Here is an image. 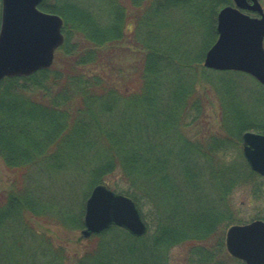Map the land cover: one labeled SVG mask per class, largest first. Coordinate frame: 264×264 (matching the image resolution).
<instances>
[{
	"label": "trees",
	"instance_id": "1",
	"mask_svg": "<svg viewBox=\"0 0 264 264\" xmlns=\"http://www.w3.org/2000/svg\"><path fill=\"white\" fill-rule=\"evenodd\" d=\"M128 1L142 8L138 15L112 3L107 18L75 2L43 0L38 8L63 21L56 55L64 66L0 82V162L21 178L0 201V264H172L176 248L185 250L183 264H244L227 254L224 235L239 223L234 193L261 192L254 185L264 177L243 158L241 136L264 134V118L235 104L245 74L202 66L217 12L232 1ZM122 45L141 59L130 74L103 61ZM208 90L220 103L222 133L203 140L188 128L202 116ZM82 184L130 198L145 235L111 226L71 260L33 222L80 231Z\"/></svg>",
	"mask_w": 264,
	"mask_h": 264
},
{
	"label": "water",
	"instance_id": "2",
	"mask_svg": "<svg viewBox=\"0 0 264 264\" xmlns=\"http://www.w3.org/2000/svg\"><path fill=\"white\" fill-rule=\"evenodd\" d=\"M43 0H1L0 82L26 77L50 68L63 43L60 16L41 11ZM216 15L217 37L205 52L202 65L214 71L249 75L264 86V9L259 0H232ZM242 155L249 168L264 176V134H242ZM82 238L100 234L111 226L135 237L146 224L135 203L103 184L90 191L83 215ZM225 250L244 264H264V221L253 220L227 228Z\"/></svg>",
	"mask_w": 264,
	"mask_h": 264
},
{
	"label": "rangeland",
	"instance_id": "3",
	"mask_svg": "<svg viewBox=\"0 0 264 264\" xmlns=\"http://www.w3.org/2000/svg\"><path fill=\"white\" fill-rule=\"evenodd\" d=\"M49 3H58L63 5L65 2H75L90 10H96L103 14L104 17H110L115 13L114 5L124 6L128 12L135 16L139 14L142 8H135L129 4L128 0H48ZM260 4L264 8V0H259ZM113 3V4H112ZM129 47V48H128ZM111 52L103 57V61L106 63H116L124 66L130 74V68H134V65L140 64V56L138 52H135L133 46L122 45L114 49L107 50ZM57 52V50H56ZM54 54L52 66L62 67L65 60L58 57V53ZM107 52V53H108ZM69 62V61H68ZM49 69V68H48ZM92 69V68H90ZM133 77V76H132ZM215 77V76H214ZM218 77V76H217ZM240 98L237 105L240 104L242 108H246L250 112H254L257 117L264 118V89L249 76H245L238 80ZM129 86L135 84V82H128ZM203 99V113L200 119L192 122L189 126V136L198 137L200 139H207L208 135L218 136L222 133V123L220 120V103L217 101V96L213 91L208 90ZM36 101H45L44 98L36 96ZM254 132V131H253ZM20 170L7 169L0 162V201L4 198V195L9 191L11 184L19 183ZM261 187V192L256 195L253 189L254 187L248 186L236 191L232 198V207L235 216L239 223L245 224L252 220H256L258 216H264V181L255 180V185ZM90 192L85 184L78 185L76 189V195L81 198L85 192ZM88 196V195H87ZM87 198V197H86ZM86 200V199H85ZM85 204V202H84ZM36 229L44 232L51 237L56 245H62L66 249V253L71 260L77 259L82 256L85 251H88L94 245V239H84L81 236L80 231H68L64 230L54 224H46L43 219H36L33 222ZM226 231V230H225ZM184 248H176L172 251L173 261L172 264H183ZM235 264V262H234Z\"/></svg>",
	"mask_w": 264,
	"mask_h": 264
}]
</instances>
